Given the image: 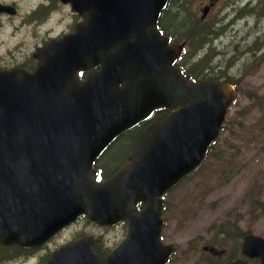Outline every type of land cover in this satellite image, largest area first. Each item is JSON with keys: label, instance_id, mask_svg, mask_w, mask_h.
<instances>
[{"label": "water", "instance_id": "95a60500", "mask_svg": "<svg viewBox=\"0 0 264 264\" xmlns=\"http://www.w3.org/2000/svg\"><path fill=\"white\" fill-rule=\"evenodd\" d=\"M165 1L74 0L84 20L55 55L38 49L31 73L0 71L1 242L37 246L85 213L100 225L127 220L125 242L101 259L82 239L45 264L164 262L171 247L159 242L160 196L203 157L234 96L227 84L193 83L172 66L181 46H166L156 30ZM88 53L102 70L93 89L79 90L74 77ZM160 107L170 113L141 132L131 165L97 183L95 157ZM138 201L146 202L139 212ZM243 252L264 264V238L245 237Z\"/></svg>", "mask_w": 264, "mask_h": 264}, {"label": "rangeland", "instance_id": "374dc122", "mask_svg": "<svg viewBox=\"0 0 264 264\" xmlns=\"http://www.w3.org/2000/svg\"><path fill=\"white\" fill-rule=\"evenodd\" d=\"M38 1L7 0L17 6L18 15L0 16V67L22 61L33 51L36 42L46 34L50 35L48 30L56 34L72 19V14L63 8L44 23L22 24L21 20L26 19L30 8ZM242 25L235 26L239 31L220 34L213 45L226 56L223 59L218 55L215 59L221 62L220 67L232 64V72L240 79L227 115L230 123L216 140L212 155L207 156L192 177L182 181L167 197L169 206L166 205L163 213L166 218L163 236L176 246L171 264H201L200 251H189L186 243L199 234L201 243L208 240L214 232L207 231L212 223L218 226L227 221L231 231L264 236V52L257 60L252 58L251 52L239 56L235 62L230 59L237 44L240 45L238 51L247 44H257V36H264V26L252 28L251 20L247 28H241ZM215 153L222 158H214ZM184 199L185 209L181 212L175 203L182 207ZM254 200L259 204L253 203ZM79 231L100 235L102 241L110 244L118 242L124 232L118 227L109 230L81 221L32 257L15 258L0 264H41L42 252L48 254Z\"/></svg>", "mask_w": 264, "mask_h": 264}, {"label": "flooded vegetation", "instance_id": "af4514ba", "mask_svg": "<svg viewBox=\"0 0 264 264\" xmlns=\"http://www.w3.org/2000/svg\"><path fill=\"white\" fill-rule=\"evenodd\" d=\"M243 1L245 0H216L215 7H217V13H218L217 17L219 19V23L222 24V27L230 29L231 31H239L236 30L235 26L238 25V23H243L241 28H247L249 25V19L244 20L243 18L239 20V17L241 16V11L244 12L246 10H248L249 13L253 14L255 17L258 18L256 21L257 25H261V27L264 26L262 24L263 23L262 20L264 17V0H246V2L242 5V8H240L239 5ZM0 3L7 5L9 4L15 10L17 8V6H15L13 2L7 3V0H0ZM30 9H31V13H30L31 15L40 16L44 13L45 6L43 4H40L38 1V3L34 7H31ZM8 15L3 13L0 14V16H5V17H8ZM205 27H207V25H205ZM29 58H32V55L28 53L25 55L23 59L24 62ZM32 60L33 61H30V64H33L34 61L36 64V60L33 58ZM30 67L31 66H28V68ZM217 67L218 66H216V69ZM149 121L150 120H148V122ZM227 230H233V229L220 228L219 232L211 233L208 236V240H206L203 243H201L202 236L201 234H199L195 236V238L189 239L186 245L189 248V251L191 252H197L198 250L200 251L198 258L201 264H231L240 259L246 260L250 264H254L253 258H246L241 253L242 241L244 236L248 232H235V231H227ZM125 235L126 233L124 231L119 241L115 242L114 244H110L107 241H104L103 250L105 255L108 254L112 249H114L118 244H120L123 241ZM160 240L162 241L163 244L172 243L168 241L167 238L165 239L163 235H161ZM172 259H173V255L168 259V262L166 264H171Z\"/></svg>", "mask_w": 264, "mask_h": 264}, {"label": "trees", "instance_id": "16d2710c", "mask_svg": "<svg viewBox=\"0 0 264 264\" xmlns=\"http://www.w3.org/2000/svg\"><path fill=\"white\" fill-rule=\"evenodd\" d=\"M192 0H168L165 12V17L170 19V23L166 26L167 32L170 33L172 38H188L189 46L191 49L199 50L205 44L210 43V36L216 35L212 32L210 27L204 25H197L193 14L189 10V4ZM170 10V14H168ZM256 44V43H255ZM254 44V45H255ZM203 64V59L198 57L196 61L191 63V67L195 70ZM194 76L196 74H193Z\"/></svg>", "mask_w": 264, "mask_h": 264}]
</instances>
